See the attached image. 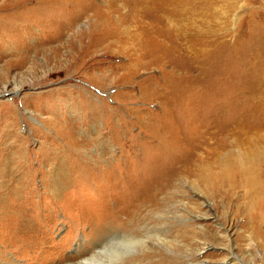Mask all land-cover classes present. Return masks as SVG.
<instances>
[{"label":"rangeland","instance_id":"1","mask_svg":"<svg viewBox=\"0 0 264 264\" xmlns=\"http://www.w3.org/2000/svg\"><path fill=\"white\" fill-rule=\"evenodd\" d=\"M98 1L116 32L86 52L93 16L21 66L0 32V264H264V221L242 226L218 166L264 146V0Z\"/></svg>","mask_w":264,"mask_h":264},{"label":"bare ground","instance_id":"2","mask_svg":"<svg viewBox=\"0 0 264 264\" xmlns=\"http://www.w3.org/2000/svg\"><path fill=\"white\" fill-rule=\"evenodd\" d=\"M131 2V5H134L132 9L135 11L139 6L146 7L148 5V0H131ZM0 10L10 11L9 14L4 16L5 18L0 17V32L7 28H12V26H16L18 29L16 37L17 47L11 53L12 58L8 61L9 64L11 63L15 66L25 64L28 57L27 54L30 52L38 53L49 49L50 51H55L52 54L56 53L57 48L52 46L53 43L60 41L66 31L71 30L74 26L81 23L80 21L84 15L93 16L94 19L92 21V29L87 33L88 39L86 46L85 42L82 46L83 51H88L99 44L100 41L104 40V38L109 35L112 36L116 32L115 27L109 22L108 11L102 8L98 0L96 2L95 0H5L0 4ZM14 20L19 21V26L16 25ZM32 25L38 27V32H35V36H38V39L36 43L28 44L25 42V39ZM138 25V29L134 33V39L138 41L140 35H145L148 38V29H142L141 23ZM81 40L82 38L80 37ZM146 58H148V51L143 53L139 50L138 61L140 67H146V63L144 62ZM125 69L126 72L123 79L129 81L134 75L133 70L135 69L133 67H126ZM262 101L264 102V100ZM171 103L173 106L172 110L169 109V107H172ZM260 105L263 106V103L261 102ZM186 108V106L183 107L175 99L166 104L163 116L162 118L160 117L163 126L166 128L163 139H160V144L166 157L171 153L173 154L174 151L180 150V123H174L175 119L170 121L169 118L171 116L175 118L181 115ZM175 109H178L176 115ZM181 158L182 156H179L178 152L175 159L178 162V160H182ZM219 165L221 167V173L219 174L229 187V191L226 193V200L229 203H233L235 213L239 212L241 208L247 210L245 213L247 217L242 222L243 227L251 228L255 234L260 233L264 221V203L261 201L264 200V182L261 181L262 176H264V146L261 145V141H258V144L245 155L230 154L221 157L219 159ZM242 182H244V185H242ZM239 189H242L241 197L247 198V202L245 204L243 203L244 207H241L238 204V199L234 198V194ZM253 208L258 209L250 212Z\"/></svg>","mask_w":264,"mask_h":264}]
</instances>
